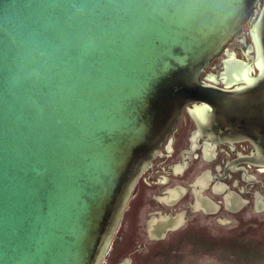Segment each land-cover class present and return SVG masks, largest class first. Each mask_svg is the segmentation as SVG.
Listing matches in <instances>:
<instances>
[{"label":"water","instance_id":"1","mask_svg":"<svg viewBox=\"0 0 264 264\" xmlns=\"http://www.w3.org/2000/svg\"><path fill=\"white\" fill-rule=\"evenodd\" d=\"M261 1L0 0V264H102L188 104L264 164V2L207 74Z\"/></svg>","mask_w":264,"mask_h":264},{"label":"flooded vegetation","instance_id":"2","mask_svg":"<svg viewBox=\"0 0 264 264\" xmlns=\"http://www.w3.org/2000/svg\"><path fill=\"white\" fill-rule=\"evenodd\" d=\"M263 2L243 33L211 61L209 68L219 78L232 47L243 51L239 59L253 61L251 28ZM209 81L227 87L223 81ZM194 106L183 109L152 166L136 183L102 264H151L157 257L178 264L188 254L182 251L186 245L196 249L190 255L203 254L206 243L211 244L206 252L215 254L225 239L231 256L253 257L254 247L264 243V164L249 160L255 153L249 140H219L211 130L202 131Z\"/></svg>","mask_w":264,"mask_h":264},{"label":"rangeland","instance_id":"3","mask_svg":"<svg viewBox=\"0 0 264 264\" xmlns=\"http://www.w3.org/2000/svg\"><path fill=\"white\" fill-rule=\"evenodd\" d=\"M232 51L236 53L238 58L242 57L243 51L236 47L231 48ZM207 72L209 74L218 73L217 70L208 68ZM211 247V244H205L203 254L200 255H190L189 253L194 252L196 250L192 244H188L183 247V252H188L187 256H184L183 259L178 260V264H264V243L257 247H254L255 253L253 257L247 256L244 258L231 256L232 248L230 243L225 240H221L218 248L215 249V254L206 252L207 248ZM258 248V249H256ZM122 260H120V264ZM127 261V260H125ZM129 261V259H128ZM151 264H166L165 258L157 257L154 260V263Z\"/></svg>","mask_w":264,"mask_h":264}]
</instances>
